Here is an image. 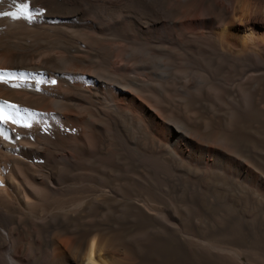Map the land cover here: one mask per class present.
Listing matches in <instances>:
<instances>
[{
	"label": "bare ground",
	"instance_id": "6f19581e",
	"mask_svg": "<svg viewBox=\"0 0 264 264\" xmlns=\"http://www.w3.org/2000/svg\"><path fill=\"white\" fill-rule=\"evenodd\" d=\"M207 1L200 30L193 12L184 11L185 0H30L31 7L46 10L34 23L0 17V69L57 80L38 85L39 91L0 83V100L49 114L43 119L51 125H0L11 137H0V264H157L134 238L151 220V207L122 195L113 178L128 156L129 128L136 121L144 125L129 96L157 99L148 89L154 73L149 55L206 71L237 113L232 128L216 114L213 124L235 141L255 139L242 128L253 122L247 109L264 117V83L255 86L264 78V18L257 30L251 17L257 12L249 13L247 5L229 13L222 0ZM10 10H16L12 0H3L0 11ZM216 22L224 23L220 33L214 32ZM120 59L129 66L119 69ZM242 90L250 92L249 108ZM188 139L176 130L168 148L153 146L170 162L176 186L201 187L199 172L231 184H264L260 171L257 179L250 175L264 159L258 152H246L253 167L229 150L189 148L182 143ZM181 163L197 170L192 180ZM119 214L127 219L118 225L112 218Z\"/></svg>",
	"mask_w": 264,
	"mask_h": 264
},
{
	"label": "rangeland",
	"instance_id": "374dc122",
	"mask_svg": "<svg viewBox=\"0 0 264 264\" xmlns=\"http://www.w3.org/2000/svg\"><path fill=\"white\" fill-rule=\"evenodd\" d=\"M207 5V0L184 2V11L193 12V22L198 30L202 27ZM233 5L234 8L225 6L229 13L240 12L246 5L249 13L257 12L251 17L256 21L257 30L260 28L257 23L263 22L264 0H241L240 3L233 0ZM217 18L222 20V17ZM223 25V22H216L214 32L220 33ZM142 55L143 52H139L145 59ZM150 56L147 62L154 75L151 74L148 89L157 99L146 101L129 96L135 115L144 121L146 128L137 121L133 122L136 125L132 123L128 130L132 143L128 147V156L119 161V169L113 172L117 190L125 197L144 200L153 212L151 220L134 236L136 243L139 248L144 245L148 258L157 264H264V184H231L217 180L213 172H204V175L199 172L203 177L201 187L187 184L178 187L170 162L156 154L153 148L161 143L162 150L168 148L170 138L179 130L190 138L188 142L182 140L189 148L203 144L210 154L229 150L245 164L253 166L252 158L246 152L249 149L264 156V117L261 118L256 110L247 109L253 122L250 126L243 124L242 128L245 135L250 134L255 139L245 137L235 141L213 124L212 116L216 114L220 119L227 118L226 126L232 128L237 113L222 99L219 88L210 83L209 74L202 69L190 71L183 62L175 64L169 57ZM125 64L120 59L119 69L129 66ZM210 69L215 68L211 66ZM261 83L264 78L256 82L258 90L263 88ZM241 93L244 107L249 108L250 92L242 90ZM123 139L120 135V141ZM186 165L181 163L187 172L186 180L190 181L197 170ZM257 170L250 175L257 179L261 172L264 177V159L260 160ZM126 219L124 214L112 218L118 225ZM58 236L55 234L49 239L51 246H55ZM50 249L46 247V252Z\"/></svg>",
	"mask_w": 264,
	"mask_h": 264
},
{
	"label": "snow or ice",
	"instance_id": "6c2138e0",
	"mask_svg": "<svg viewBox=\"0 0 264 264\" xmlns=\"http://www.w3.org/2000/svg\"><path fill=\"white\" fill-rule=\"evenodd\" d=\"M0 3H3V0H0ZM13 5L15 6V11H0V17H8L12 20H21L23 19L28 24H32L45 13V9L38 7H31L30 0H12ZM45 74L42 72L34 71H25V70H8L0 69V83L8 84L12 88H36L37 91L40 90L38 85L41 84H51L55 85L57 83L56 79H47L44 78ZM72 79V77H69ZM82 81H86L85 77H77ZM0 104V125H18L27 129L33 127L37 122L44 124V130H47L51 127L43 117L48 116L49 114L38 113L35 110H30L25 107H21L18 104H10L6 100ZM55 119V117H53ZM70 131H75L71 129ZM0 137L5 139H11L8 136L5 128L0 127ZM20 137H16L19 139ZM3 181H0V187H4Z\"/></svg>",
	"mask_w": 264,
	"mask_h": 264
},
{
	"label": "clouds",
	"instance_id": "9594fccd",
	"mask_svg": "<svg viewBox=\"0 0 264 264\" xmlns=\"http://www.w3.org/2000/svg\"><path fill=\"white\" fill-rule=\"evenodd\" d=\"M241 0H237V3H240ZM246 2V0H244ZM225 6L229 8H234L235 6L233 5V0H224ZM236 23L243 25L245 23V20L243 18H238L236 20Z\"/></svg>",
	"mask_w": 264,
	"mask_h": 264
}]
</instances>
